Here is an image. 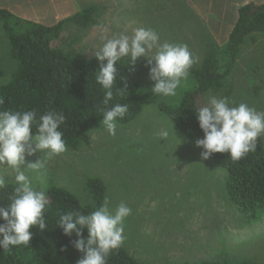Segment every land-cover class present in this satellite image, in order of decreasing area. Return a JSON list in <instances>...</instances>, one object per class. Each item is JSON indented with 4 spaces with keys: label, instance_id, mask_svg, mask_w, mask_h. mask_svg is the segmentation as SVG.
Wrapping results in <instances>:
<instances>
[{
    "label": "rangeland",
    "instance_id": "1",
    "mask_svg": "<svg viewBox=\"0 0 264 264\" xmlns=\"http://www.w3.org/2000/svg\"><path fill=\"white\" fill-rule=\"evenodd\" d=\"M94 11L95 24L79 27L69 23L52 47L67 53L95 57L100 46L94 26H109V35L137 27L151 28L161 42L186 43L199 56L192 70L211 51L223 47L227 37L213 36L208 12H194L184 0H106ZM191 1V0H189ZM196 10V9H195ZM200 8L196 11H199ZM205 11V12H204ZM47 25L52 21H45ZM10 45L0 22V86L10 81L17 66L9 55ZM227 84L208 96L228 97L264 111V34L247 37ZM255 90V91H254ZM255 93V94H254ZM177 95V94H176ZM175 95V96H176ZM173 97V96H171ZM167 130L169 136L158 133ZM204 150L185 137L157 107L146 106L129 123L117 121L116 135L99 125L77 149L47 161L43 170H33L44 153L26 156L25 174L37 190L51 184L74 192L85 202L90 178H100L106 186L110 207L125 202L132 214L124 221L128 252L144 264H183L209 259L237 264L251 261L264 264V211L243 212L233 204L226 190V172ZM6 183H15L14 172L0 164Z\"/></svg>",
    "mask_w": 264,
    "mask_h": 264
},
{
    "label": "trees",
    "instance_id": "2",
    "mask_svg": "<svg viewBox=\"0 0 264 264\" xmlns=\"http://www.w3.org/2000/svg\"><path fill=\"white\" fill-rule=\"evenodd\" d=\"M90 6L56 24L20 18L0 8V22L8 39L10 57L17 66L9 82L1 84L0 96L5 100L0 110H46L61 112L66 122L61 126L67 148L77 149L85 137L94 131L103 118L101 100L103 89L96 83L99 71L96 57L81 53H67L52 47L60 38L67 24L90 27L95 24L94 11ZM264 34V3L246 4L239 10V18L223 47L220 56L216 46L198 67L192 70L189 83L180 84L176 96H160L152 93L153 81L149 78L146 61L138 58L130 67L127 58L119 62L117 86L127 84L123 96L115 95L108 105L128 104L129 112L118 122L129 123L151 104L169 118L174 126L195 146L197 138H203L196 111L207 105L209 91L223 88L237 63L239 53L247 37ZM2 71L0 70V74ZM255 91V90H254ZM255 94V93H254ZM35 129H33V134ZM201 148V147H199ZM202 149V148H201ZM210 158L226 172V190L231 202L243 212L257 214L264 211V136L258 139L255 152L233 161L227 153H213ZM16 184L7 183L0 188V206L10 203ZM87 190L92 198L85 202L74 192L51 184L46 193L50 199L46 218L48 228L40 231L32 228L33 237L27 246H15L10 251L0 249V264H77L82 253L77 251L71 237L58 226L61 214L77 210L84 214L94 211L106 198V186L100 178H90ZM0 223H3L0 220ZM87 236V230L83 232ZM107 264H144L136 260L123 244L110 253ZM183 264H229L209 259ZM237 264H253L243 261Z\"/></svg>",
    "mask_w": 264,
    "mask_h": 264
},
{
    "label": "clouds",
    "instance_id": "3",
    "mask_svg": "<svg viewBox=\"0 0 264 264\" xmlns=\"http://www.w3.org/2000/svg\"><path fill=\"white\" fill-rule=\"evenodd\" d=\"M100 46L95 49L99 71L95 80L103 91L101 124L109 135L115 136L118 119H124L129 112L128 104H114L108 107L115 95L123 96L127 91L117 86L118 63L127 58L133 67L138 58L146 61L149 78L153 81L152 93L160 96H175L181 81L186 80L189 70L199 63V56L186 43L161 42L160 35L151 28L137 27L131 34L125 29L109 35V26L103 23L94 26ZM5 100L0 96V105ZM203 138L195 143L204 151L203 159L213 153H227L233 161L255 152L258 139L264 136V111H258L246 103L230 101L228 97L210 95L206 106L196 111ZM66 122L63 113L37 109L0 110V164L14 172L16 187L10 203L0 206V249L11 250L15 246H27L33 237L32 228L44 231L48 228L46 218L50 199L45 190L33 187L23 166L26 156L44 153L27 167L43 170L47 161L67 151L64 133L60 130ZM33 129L35 133L33 134ZM158 135L167 138L169 132L162 130ZM6 179L0 175V188ZM132 214L131 207L120 202L114 209L105 198L94 211L84 214L77 210L60 215L58 226L69 237L75 234L72 246L81 252L77 264H107L113 250L119 249L127 239L124 221ZM87 230V236L83 235Z\"/></svg>",
    "mask_w": 264,
    "mask_h": 264
},
{
    "label": "crops",
    "instance_id": "4",
    "mask_svg": "<svg viewBox=\"0 0 264 264\" xmlns=\"http://www.w3.org/2000/svg\"><path fill=\"white\" fill-rule=\"evenodd\" d=\"M185 1L194 5L192 7L194 8V10H192L194 12H203L202 8L206 10V13L208 11H216L214 12L216 14L215 17L208 12V19L210 20L208 25L210 29H212L211 34L213 36L227 37V41L239 18L240 8L250 3L257 5L264 3V0H184V2ZM108 2L106 0H0V8L7 9L23 19L43 24H46L45 21L53 20V24H56L87 7L94 5L97 7V5H103ZM198 6L200 10L196 11Z\"/></svg>",
    "mask_w": 264,
    "mask_h": 264
}]
</instances>
